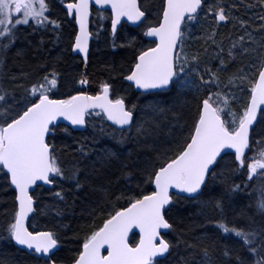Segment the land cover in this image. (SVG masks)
Returning <instances> with one entry per match:
<instances>
[{
  "label": "snow or ice",
  "instance_id": "1",
  "mask_svg": "<svg viewBox=\"0 0 264 264\" xmlns=\"http://www.w3.org/2000/svg\"><path fill=\"white\" fill-rule=\"evenodd\" d=\"M61 2L65 18L76 26L71 50L82 55L85 65L90 41L104 31L105 19L110 21L114 39L118 27L130 23L143 29L145 38H154V46L140 48L133 54L127 69L129 74L124 77L130 87L150 95L191 94L197 101L191 123L177 125L168 146L154 149L156 156L150 158L136 176L126 174L128 179L139 180L135 188L129 187L127 192L116 196L115 203L111 199L114 193L108 186L94 189L100 194L101 223L86 228L82 237H75L77 247L68 264H162L177 246L166 237L174 230L169 213L181 197L196 201L201 215L209 214L206 219L211 226L224 237L235 239L240 250L246 253L237 254L232 264H264V221L259 225L252 221L247 228L238 227L225 214L230 196L249 186L230 183V178L247 174L251 181L254 175H264V147H260L255 155H248L253 151V143L264 146V138L253 139L256 126L264 123V0L254 3L236 0L233 5L224 0L213 3L208 0H162L155 24L148 22V9L142 10L139 0ZM237 5L245 9L259 7L261 14L256 17L259 27L249 31L251 26L247 20L233 17ZM105 12L109 15L105 16ZM94 13L96 32L90 29ZM202 15L205 19L211 17V24L216 27L221 22L235 20L242 34L235 39L230 37L227 49L222 40L217 41L216 28L210 27L204 30V36L194 37L190 29H186L191 22L202 23ZM50 16L48 0H0V54L16 44L20 26L58 31L60 21ZM195 39H203L205 46L189 51V44ZM209 48L213 51L209 52ZM245 57L248 58L246 65L229 71L238 58ZM213 60L218 65L215 68L211 66ZM31 75L26 73L22 79L30 80ZM59 82V74L52 70L45 71L30 87L16 84L9 92L0 84V179L14 192L13 210L3 213L5 219L0 224V238L30 250L47 264H57L53 257L64 237L56 230H29V218L36 215L39 207L40 197L35 187L39 186L38 182L51 187L69 183L75 190H81L84 185L80 179V164L89 157L86 145L81 144L77 151L83 159H73L66 165L54 143L58 127L55 122L63 118L71 126L84 128L87 117L93 113L97 117L103 114L122 132L132 127L137 112V106L129 108L125 98L115 95L108 82H101L95 95L78 91L66 98H55ZM87 83L84 74L79 84ZM238 101L242 103L234 108ZM149 107L157 113L165 112L159 105ZM64 131L67 133L68 129ZM100 134H105L103 128ZM108 135L114 136V133ZM97 156L96 162L102 167H110L113 160L119 161L117 152L108 149ZM225 156L231 157L230 162L225 164V170L217 171ZM127 167L122 164V168ZM218 178L225 185L223 190L218 195L200 199L206 189L213 190ZM253 194L257 195V212L264 217V184L255 188ZM65 195L63 189L54 193L61 201ZM120 200L124 203L120 204ZM134 229H138L139 238L130 242V233L132 237L137 235ZM207 239L202 235L196 238L197 243L187 240L183 243L187 249L199 247L200 264H216L212 252L215 245L200 246ZM233 251V248L225 247L222 255L231 259ZM191 264H196L194 258Z\"/></svg>",
  "mask_w": 264,
  "mask_h": 264
},
{
  "label": "trees",
  "instance_id": "2",
  "mask_svg": "<svg viewBox=\"0 0 264 264\" xmlns=\"http://www.w3.org/2000/svg\"><path fill=\"white\" fill-rule=\"evenodd\" d=\"M209 3L215 0H208ZM228 5H233L236 0H224ZM246 3H254L255 0H245ZM142 9H148V22L155 23L160 15L159 9L162 0H140ZM236 11L232 13L233 17L243 18L250 24L249 31L259 27V21L256 17L261 14L259 7L254 9H245L242 5H237ZM106 16V15H105ZM202 23L191 22L188 26L194 37L204 36V30L216 28L218 35L217 41H223L227 49L231 37L235 39L242 34L239 25L235 20L230 22H221L219 27L211 24V17L207 19L201 16ZM96 24V23H95ZM234 24L236 25L234 27ZM63 26L69 29L63 35L58 32L44 31L35 33L32 27H19V39L16 44L6 53L0 54V84L11 92L16 84H26L31 86L36 79L45 74L49 69H55L60 74L61 81L57 89V96L63 98L67 91L76 87L79 80L83 77V63L78 57H73L66 52L65 47L68 45L73 25L68 19L63 20ZM104 32H99L98 40L89 58V71L87 78L90 77L92 84L98 86L101 82L112 83L119 93V87L122 83V77L126 73L129 64L132 61L134 52H137L139 46L145 41L141 28L134 29L124 25L120 29L116 39H112L109 34V21H103ZM96 31V28H94ZM103 34V35H101ZM259 35V34H257ZM59 36V39L57 37ZM134 38V40H133ZM119 47V51L113 52L111 45ZM203 39H195L189 44V51H196L203 48ZM213 49L209 48V52ZM248 63V58H238L237 62L229 69L234 72L237 68L243 67ZM211 66L217 67V62L212 61ZM44 69V71H41ZM31 73V79H22L24 74ZM12 77H17L13 80ZM77 80V83L75 81ZM95 85L93 86L96 87ZM20 92L19 89L16 90ZM215 91V89H213ZM67 95V94H66ZM126 99L133 102V99L142 103V98L136 96V93L128 91ZM239 96L240 93H237ZM56 96V97H57ZM19 99V95H17ZM196 100L192 95H181L176 92L169 93L162 97L160 101L153 102L152 105H159L165 109L164 113L149 111L146 115L138 116L137 126L133 129L119 132L114 130L106 121L103 115L91 116L88 120V130L85 132L74 131L71 128L60 125L55 130L54 143L57 150L62 153L66 165L75 160L83 158L78 153L81 144L86 145L85 151L89 152L87 160L80 164L81 183L84 187L77 191L69 183H63L53 190L38 189L36 194L40 197L39 207L36 215L30 222L31 230H56L60 231L64 237L61 250L56 252L53 259L57 263H67L69 258L74 254L77 244L74 242L77 235L83 236L85 229L93 224L101 223L100 211V194L94 189H99L101 185L108 186V189L114 193L112 201L115 203V197L120 196L122 192H127L129 187L135 188L139 183L138 179H128L127 173L136 176L143 168L147 166V161L156 156L154 149H162L168 146V141L177 131V125L191 123V117L195 113ZM242 101H238L233 107H238ZM140 108V107H139ZM67 128L66 133L64 129ZM103 128L105 134L101 135L100 130ZM70 133V134H69ZM108 133H114L108 135ZM264 138V123L258 124L253 133L254 140ZM260 146L252 144L253 151L248 155H255ZM104 149L117 152L119 161L113 160L110 167H102L97 163V154ZM231 157L225 156L224 163L217 171L225 170V164L230 162ZM251 162V161H249ZM122 164H127V168H122ZM249 185L246 190L232 194L229 200V206L225 209V214L230 221H234L238 227H245L255 221L259 225L264 221L256 209L257 195L253 190L259 185L264 184V175H254L251 181L248 180L247 174L237 175L230 178V183ZM225 185L217 179L212 186V191L205 190L204 197L209 195H218ZM64 190L66 193L64 201L54 196L56 191ZM150 190V189H149ZM134 194V193H131ZM14 192L7 187V184L0 179V224L4 222L3 213H11L13 210ZM120 204L124 201L120 200ZM96 210L93 213V210ZM206 215H209L206 213ZM206 215H201V208L196 201L180 198L175 206L171 209L169 216L170 222L173 223L174 230L169 232L170 241L177 245L170 256L162 264H191L193 258L196 264H200L202 259L199 247L197 249H187L183 241L197 243L196 238L206 235L208 239L201 242L200 246L212 245L213 259L216 264H232L237 254L246 255L242 252L232 237H224L216 228L212 227L206 219ZM215 217V214H210ZM208 225L203 227V225ZM232 226V225H230ZM134 239H138L137 237ZM225 247L234 249L230 253V258L222 255ZM45 261L35 256L33 253L24 251L14 245L13 242L0 238V264H44Z\"/></svg>",
  "mask_w": 264,
  "mask_h": 264
},
{
  "label": "flooded vegetation",
  "instance_id": "3",
  "mask_svg": "<svg viewBox=\"0 0 264 264\" xmlns=\"http://www.w3.org/2000/svg\"><path fill=\"white\" fill-rule=\"evenodd\" d=\"M66 2H68V0H63V3H66ZM48 3H49L50 11H51L50 18L51 19H57L61 23V28L57 31L58 32V35L61 36L65 32L66 33L69 32V29H67L66 27L63 26V20L66 19V18H65V12H64V8H63V4H62L61 0H48ZM146 14L148 15V13H146ZM105 15L107 16V15H109V13L105 12ZM68 21H70V20L68 19ZM95 23H96V20H95V13H94V16H93L92 22H91V30L93 32H96L94 30ZM153 24H155V23H153ZM72 25H73V29H72L71 35H69L70 40H69L68 45L65 47V49H66V52L68 51V54H70L73 57H78L82 61V63H83V76H84V74L88 75V71H89V61H88L87 65H85V63L83 62L82 56L81 55H75V54H73V52L71 50V44L73 42L72 33H73L74 29L76 28V26L73 23H72ZM124 25L129 26L128 24H125V23H124ZM20 27H28L29 28V27H32V26H20ZM129 27H131V26H129ZM121 28H123V27H121ZM131 28H134V27H131ZM32 29H33V27H32ZM134 29H139V28H134ZM33 31L35 33L36 32L39 33V32H44V31H47L48 32V31H52V30H51V28H49L47 30L41 28V29H36V30L33 29ZM108 31H109V34H110L111 38L114 39L112 37V35H111L110 21H109V29H108ZM119 31H118V33H119ZM101 32H104V31H101ZM118 33H117V35H118ZM101 35H103V34H101ZM116 37H115V39H116ZM97 40H98V36L96 35V36L93 37V40L91 41V45H90V55H91V53H92V51L94 49V45H95V43H96ZM149 46H154V44L152 43V40H149L148 38H145L144 43L139 46V49L140 48L146 49ZM111 49H112L113 52H117V51L120 50L119 47L117 45H115V44H112L111 45ZM89 58H90V56H89ZM52 70H55V69H49L48 71H52ZM128 74H129L128 71H126V73L122 77V83H121V85L119 87V93L116 92L117 89L114 87V85L112 83H110V84L112 85V88L114 90L115 95H119V96H122V97L125 98L126 105L129 108L132 107V105H136L137 106V112L135 114V120H134V123H133L132 127L130 128V129H133L134 127L137 126L136 123L138 121V116L140 114H143V116L146 115L149 111H151V108L149 106H151L153 102L160 101V99L162 97H164L165 95H150V94H147V93H142V92L136 91V89L134 88V86L130 87V83L124 79V77L127 76ZM59 76H60V74H59ZM87 79H88V83L86 85H80L79 82H78V84L76 85V87H73L71 90L67 91L66 94L67 95H75V94H77L78 91H85V92L89 93L90 95H95L99 91V85L96 86L97 83L96 84H94V83L92 84V80L90 79V77L87 78ZM60 81H61V76H60ZM75 83H77V80L75 81ZM59 85H60V82H59ZM94 85L96 87L93 88ZM128 91H132V92L136 93V96L137 97L142 98L143 99L142 100V103L143 104H141V102H138L135 99H133V102H130V100L126 99V97H127L126 94H128ZM66 94L63 95V98H66V96H67ZM55 98H60V97L57 96ZM92 115L94 116L95 114L93 113ZM92 115H90L89 117H87V128L84 131H81V132H85V131L88 130V120H89V118ZM105 119H106V117H105ZM106 121H107V119H106ZM107 123L114 130L119 131V130L116 129V127L114 125L110 124L108 121H107ZM130 129H125L124 131L130 130ZM124 131H122V132H124ZM119 132H121V131H119ZM40 188H42V189H48V190H53L55 187L53 189H49V188H45L43 186H39L36 189L35 192H37L38 189H40ZM181 198H183V197H181ZM168 239H169V235H168ZM61 248L62 247H60L59 250H61ZM59 250H57V251H59ZM56 252H55V255H56ZM29 253H32V252H29ZM40 259H42V260L45 261L44 264H47V261L45 259H43V258H40ZM58 264H61V263H58ZM63 264H68V262L67 263H63Z\"/></svg>",
  "mask_w": 264,
  "mask_h": 264
},
{
  "label": "water",
  "instance_id": "4",
  "mask_svg": "<svg viewBox=\"0 0 264 264\" xmlns=\"http://www.w3.org/2000/svg\"><path fill=\"white\" fill-rule=\"evenodd\" d=\"M140 2V1H139ZM125 24H128L129 26H131V27H134V28H137V27H135L134 25H131L130 23H125ZM120 28L121 27H118V31L120 30ZM90 29H91V23H90ZM149 40H153L154 38H148ZM93 40V39H92ZM91 40V41H92ZM91 41H90V45H91ZM73 54H75V53H73ZM75 55H78V54H75ZM82 56V55H81ZM89 56H90V53H89ZM88 61H89V58H88ZM130 83V82H129ZM136 91H138V92H142V93H144L142 90H138V89H136ZM89 94V93H88ZM90 95V94H89ZM96 111H99V109H97ZM86 120H87V118H86ZM134 120H135V117H134ZM110 124H112L110 121H108ZM58 126H60V125H64V126H67V127H69V128H71L72 130H74V131H84L86 128H87V124H86V126L84 127V128H76L75 126H71L70 125V122H68V121H66V120H64L63 118H60L58 121H56L55 122ZM134 123V122H133ZM116 127V126H115ZM38 185L39 186H43V187H45V188H49V189H53L54 187H51V186H48V185H44L42 182H38ZM38 186V187H39ZM38 187H35V191H36V189L38 188ZM32 217L33 216H30V218H29V230L31 231V228H30V222H31V219H32ZM40 231H47V230H40ZM135 233H137V235L135 236V237H132V234L130 233V242H131V240H133L134 238H139L138 237V229H134L133 230ZM168 235H169V233H168ZM168 235H167V239H168ZM138 240V239H137ZM14 243V242H13ZM14 245H15V243H14ZM16 247H18V248H20V249H22V250H24V251H27V252H31L30 250H27V249H25L24 247H22V246H17V245H15ZM58 264V263H57Z\"/></svg>",
  "mask_w": 264,
  "mask_h": 264
},
{
  "label": "bare ground",
  "instance_id": "5",
  "mask_svg": "<svg viewBox=\"0 0 264 264\" xmlns=\"http://www.w3.org/2000/svg\"><path fill=\"white\" fill-rule=\"evenodd\" d=\"M169 240H170V235H169Z\"/></svg>",
  "mask_w": 264,
  "mask_h": 264
}]
</instances>
